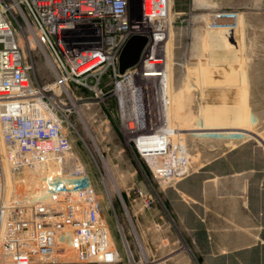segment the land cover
Here are the masks:
<instances>
[{"label":"built area","instance_id":"built-area-1","mask_svg":"<svg viewBox=\"0 0 264 264\" xmlns=\"http://www.w3.org/2000/svg\"><path fill=\"white\" fill-rule=\"evenodd\" d=\"M172 1L0 0V264H137L131 252L123 261L106 233L102 200L73 154L56 96L76 94L77 86L104 93L99 85L109 71L115 82L107 93L116 95L137 151L148 163L149 156L160 159L156 170L149 163L153 173L165 183L189 174L190 158L160 108ZM135 36L147 38L140 60L120 71ZM34 51L54 79L38 81ZM5 160L16 176L11 195ZM58 228L76 238V251L51 239ZM87 229L91 245L81 238Z\"/></svg>","mask_w":264,"mask_h":264},{"label":"rangeland","instance_id":"rangeland-1","mask_svg":"<svg viewBox=\"0 0 264 264\" xmlns=\"http://www.w3.org/2000/svg\"><path fill=\"white\" fill-rule=\"evenodd\" d=\"M166 45L167 100L160 108L166 128L179 133L189 170L246 137L264 147V0H173ZM32 55L38 81L54 79L47 78L43 54ZM101 81L104 93L77 86L76 94L56 97L63 100L58 113L73 154L102 200L106 233L123 261L130 252L137 264L180 260L188 234L175 210L176 182L153 173L131 139L116 95L107 93L115 82L109 71ZM137 81L146 83L139 76ZM52 238L70 247L76 241L60 228ZM81 238L94 243L89 229Z\"/></svg>","mask_w":264,"mask_h":264},{"label":"crops","instance_id":"crops-1","mask_svg":"<svg viewBox=\"0 0 264 264\" xmlns=\"http://www.w3.org/2000/svg\"><path fill=\"white\" fill-rule=\"evenodd\" d=\"M175 210L188 237L164 264H264V147L251 137L176 182ZM197 260V262L195 261Z\"/></svg>","mask_w":264,"mask_h":264},{"label":"water","instance_id":"water-1","mask_svg":"<svg viewBox=\"0 0 264 264\" xmlns=\"http://www.w3.org/2000/svg\"><path fill=\"white\" fill-rule=\"evenodd\" d=\"M146 39L145 36H135L127 43L120 57V71H124L136 62ZM135 40L136 43H134Z\"/></svg>","mask_w":264,"mask_h":264},{"label":"bare ground","instance_id":"bare-ground-1","mask_svg":"<svg viewBox=\"0 0 264 264\" xmlns=\"http://www.w3.org/2000/svg\"><path fill=\"white\" fill-rule=\"evenodd\" d=\"M170 130L174 131V135L176 136L175 141L179 142V133L175 129H170ZM148 161L153 168L156 166L154 168L155 170L160 166V163H161L159 158L151 157V156H149ZM184 167L186 168L185 165H181V170ZM4 173H5V178H6L7 192H9V194L11 195L13 193V191H15L14 185H15L16 176H15L12 168L10 167L9 162L6 160L4 162ZM35 186L36 185H31V187H35Z\"/></svg>","mask_w":264,"mask_h":264}]
</instances>
